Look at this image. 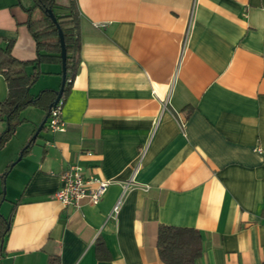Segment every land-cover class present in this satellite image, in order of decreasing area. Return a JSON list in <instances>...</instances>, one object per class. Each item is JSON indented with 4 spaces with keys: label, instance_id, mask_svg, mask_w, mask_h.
<instances>
[{
    "label": "crops",
    "instance_id": "obj_1",
    "mask_svg": "<svg viewBox=\"0 0 264 264\" xmlns=\"http://www.w3.org/2000/svg\"><path fill=\"white\" fill-rule=\"evenodd\" d=\"M77 5L80 63L64 98L66 131L44 128L17 161L46 116L28 106L0 149L7 217L14 208L0 264H165L163 224L201 232L196 264H262L264 0ZM41 14L34 0H0V44L36 59L27 22ZM42 69L33 95L60 89L61 65ZM7 93L0 73V102ZM74 163L111 180L99 202L77 208L55 198Z\"/></svg>",
    "mask_w": 264,
    "mask_h": 264
},
{
    "label": "trees",
    "instance_id": "obj_2",
    "mask_svg": "<svg viewBox=\"0 0 264 264\" xmlns=\"http://www.w3.org/2000/svg\"><path fill=\"white\" fill-rule=\"evenodd\" d=\"M34 3L41 9L42 14L29 19L27 25L36 43V59L22 61L16 58L12 53L13 41H9L4 47L0 44V73L5 77L8 85L7 97L0 102V122L7 123L6 129L0 131V149L15 134L17 127L25 121L21 117L25 108L35 106L45 110L46 113L51 110L50 105L56 98V90L43 89L36 95L31 94L30 90L44 73L43 65L62 66L58 25L63 31L67 49L63 98L71 88L80 63V16L77 0H69L66 5L59 4L57 0H34ZM49 10H52L57 22L49 15ZM30 65L33 66V71L29 74L26 69ZM28 142L20 155L29 153L36 141L31 138ZM11 167L12 163L2 175L3 180ZM13 213L14 208L9 217L0 215V240H4L9 232L8 225ZM101 243L96 245L99 254ZM157 247L160 258L165 264H196L197 259L203 254L202 234L196 228L163 224L158 230Z\"/></svg>",
    "mask_w": 264,
    "mask_h": 264
},
{
    "label": "built area",
    "instance_id": "obj_3",
    "mask_svg": "<svg viewBox=\"0 0 264 264\" xmlns=\"http://www.w3.org/2000/svg\"><path fill=\"white\" fill-rule=\"evenodd\" d=\"M64 98L61 97L60 101L53 106L50 110V114L46 127L51 132L66 131L67 123L63 119L62 111L64 105ZM258 150H261L258 148ZM62 186L56 191L55 198L64 206L81 207L84 199H89L94 204L99 202L108 186L111 184V180H105L100 177L87 176L83 166L74 163L66 169L62 175ZM128 187V184L125 185ZM121 198L114 205L111 217H117L120 211Z\"/></svg>",
    "mask_w": 264,
    "mask_h": 264
},
{
    "label": "water",
    "instance_id": "obj_4",
    "mask_svg": "<svg viewBox=\"0 0 264 264\" xmlns=\"http://www.w3.org/2000/svg\"><path fill=\"white\" fill-rule=\"evenodd\" d=\"M49 15L52 17V19L57 22V19L54 15V13L52 12V10H49ZM59 27V36H60V42H61V56H62V81H61V86H60V89L57 91V94H56V98L55 100H53V103L50 105V109L55 106L58 101H60V98L63 96L64 94V89H65V85H66V72H67V69H66V60H67V49H66V44H65V38H64V34L62 29L60 28V26L58 25ZM50 114V111L46 113V116L45 118L43 119L42 123L39 125L38 129L36 130V132L34 133V135L32 136V139L34 141H36V139L38 138L40 132L44 129L46 123H47V119L49 117ZM22 158V155L19 156V158L17 159V161H19L20 159ZM13 162L12 163V166L17 162ZM9 226V225H8Z\"/></svg>",
    "mask_w": 264,
    "mask_h": 264
},
{
    "label": "rangeland",
    "instance_id": "obj_5",
    "mask_svg": "<svg viewBox=\"0 0 264 264\" xmlns=\"http://www.w3.org/2000/svg\"><path fill=\"white\" fill-rule=\"evenodd\" d=\"M20 156V155H19ZM17 157V159L19 158ZM0 192H3L2 199L0 202V215L7 217L10 212V195L8 194L7 189V179L5 180V185L0 187ZM1 244V241H0Z\"/></svg>",
    "mask_w": 264,
    "mask_h": 264
}]
</instances>
